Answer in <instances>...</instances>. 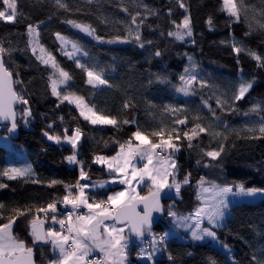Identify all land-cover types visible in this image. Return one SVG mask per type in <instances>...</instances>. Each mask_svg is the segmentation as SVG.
<instances>
[{"label": "trees", "instance_id": "obj_1", "mask_svg": "<svg viewBox=\"0 0 264 264\" xmlns=\"http://www.w3.org/2000/svg\"><path fill=\"white\" fill-rule=\"evenodd\" d=\"M183 2L187 12L179 7L177 0H62L67 9L60 8L56 0H17L19 15L16 22L0 21V47L10 52L4 57L6 65L20 81L17 92L26 91L28 94V105H22L18 113L24 107L31 110L27 123L19 115L13 133L8 131L9 127L1 130L2 136L12 143V151L0 146V170L27 167L32 172L30 177L15 180L0 176V183L7 185L0 188V204L4 205L0 209V224L16 216L13 209H31L25 215L16 216L14 234L33 248L36 264H49L56 258L50 243H33L30 221L35 215L44 218L43 213H36V208L61 200L66 194L64 185L76 184L81 167L89 176L88 180H81V184L92 185L109 178L106 167L94 162L95 156H114L119 151V143L127 141L138 127L146 134L160 127H176L183 132L200 123L222 134L213 138L208 133H201L193 139L192 148L187 146L188 141L183 137L177 142L180 150L175 154L178 169L175 180L181 184L187 176L190 184L182 188L180 198L165 200L167 216L153 230L157 237L170 230L166 219L171 206L177 215L184 217L198 209L197 190L201 179L224 187L243 185L245 189H264V135L259 132L264 110L250 112L256 102L264 101V67L258 66L248 54L250 50L264 58V29L257 23L264 24V0H244L247 11L241 12L239 21L220 10L222 0ZM4 8L0 0V10ZM137 12L140 13L138 22L144 21L139 28L143 48L133 38L135 31L132 35L128 32L131 16ZM185 15L190 17L193 35L183 41L168 36L169 31L176 30L172 21L180 23ZM209 18L211 27L207 23ZM68 20L90 25L103 40L127 37L130 42L124 46L98 45L66 23ZM29 24L38 26L40 43L72 76L66 91L83 96L102 114L116 117L118 121L134 120L135 123H121L119 130L111 125L95 127L84 120L72 104L60 103L51 94L49 75L53 70L41 64L32 53L27 33ZM56 33L76 41L88 53L85 65L102 72L108 81L106 87L99 89L86 82V73L76 66V62L61 54ZM233 44L245 51L237 54ZM156 51L161 55L156 56ZM193 66V74L212 72L232 80L250 71L256 82L243 100L226 111L211 100L207 86L194 83V94L191 95L176 91L181 84L180 75L185 74L184 69ZM157 77L166 82L161 83ZM126 102L130 105L128 108L124 107ZM246 112L249 115H245ZM185 117L187 124L173 123L177 118ZM251 120H257L258 125L251 124ZM76 128L83 133L77 152L82 165L68 162L66 157L74 150L62 143L65 129L71 136ZM249 128L255 130L250 132ZM45 132L61 136V142L50 141ZM221 144L224 150L217 159L204 155L205 151L219 149ZM19 153L27 158L29 165L19 160ZM33 180L38 182L33 183ZM52 180L63 183L50 187ZM112 190L92 189L89 194L97 200H106ZM148 191L145 186L140 192L146 196ZM57 208L58 216L67 210L62 203H57ZM50 216L45 221L46 230L52 224ZM214 231L220 243L238 253L242 264H264V200L237 206L234 228ZM134 248L129 255V264H150L138 261L136 254L141 248L137 245ZM155 261L156 264H210L211 261L227 264L207 243L190 238L179 240L178 237L167 239L163 254L156 256Z\"/></svg>", "mask_w": 264, "mask_h": 264}, {"label": "snow or ice", "instance_id": "obj_2", "mask_svg": "<svg viewBox=\"0 0 264 264\" xmlns=\"http://www.w3.org/2000/svg\"><path fill=\"white\" fill-rule=\"evenodd\" d=\"M5 6L4 10H0V21L16 22V18L19 15L17 10V0H2ZM179 7L187 12V7L183 0H177ZM56 4L60 8L67 9V5L62 3V0H56ZM127 11V9H124ZM225 12L229 17L235 18L239 21L241 18V12L247 11L244 6V0H222V6L220 9ZM171 12V10H169ZM264 15V14H262ZM140 13L137 12L131 16V23L128 26L129 35L135 31L134 40L138 43L139 47H144V42L141 40L139 33L140 25L143 24V19L137 20ZM66 23L70 24L73 28L78 29L80 32L92 37L100 42L116 43L130 42L127 37H116L111 40L104 41L102 37L96 35V30L90 25L77 23L73 20H68ZM175 25V31H169L168 36L174 37L176 40L183 41L185 37H191L193 35L191 20L188 15L183 17L180 23L172 21ZM208 25L212 26L211 18L207 21ZM259 27L264 29V24L257 22ZM132 26H135L133 28ZM251 28V25H249ZM27 33L30 37L29 44L31 50L36 59L41 64L50 67L53 71L49 75L51 94L63 103L67 101L69 104H75L79 109L80 116L84 120L88 121L92 125H111L117 130L120 129V125L135 123V121H129L127 119L118 121L116 117H110L102 114L96 110L95 105H89L83 96H78L75 93L66 91L69 86V82L72 80V76L68 71L60 66L56 57L48 51L39 42V30L38 26L29 24L27 26ZM248 33H246L247 35ZM57 40L60 41V50L64 55L70 59L74 58L76 52L82 51L81 46L76 41H70L67 37L56 33ZM71 43L72 52L66 51L65 47ZM147 43H151L148 41ZM233 50L239 54L245 49L238 47L236 44L232 45ZM39 52V54H37ZM10 55L8 49L0 47V122L9 121V132H14L17 128V106L28 105V100L25 96L17 92L14 85L20 83L18 80L13 79V74L6 66L5 55ZM85 56L87 52L83 53ZM248 54L252 56L258 62V66L264 67V58L255 52L248 50ZM156 56H160L161 52L156 51ZM191 57L189 60L191 61ZM76 66L81 68L87 75V83L96 87L98 85H107L108 81L103 78L102 72L96 71L94 68H89L82 64L79 59H76ZM194 66L185 68L184 73L180 75L179 79L181 84L176 88L177 92L184 95L194 94L193 85L197 82V76L193 74ZM157 79L164 83L165 79L157 77ZM65 86L62 90L60 86ZM200 86H207L205 82L200 81ZM253 82L241 81L238 86V90L233 94L232 100L239 101L244 98L245 94L252 88ZM228 103V100H221L217 98V105L223 107ZM207 105V101H204ZM59 106V105H58ZM130 105L126 102L125 108ZM261 110L260 105L256 104L250 109L252 113H258ZM172 111H180L173 109ZM249 115V112L244 113ZM19 115L27 123V118L31 116V110L28 107H24L19 111ZM62 119V118H61ZM194 119L199 120L200 117ZM217 119H219L217 117ZM187 118L174 120L175 125L187 124ZM51 127V125H49ZM254 128H249L248 131H254ZM259 132L264 135V117H261V123L259 124ZM201 133H208L211 137L216 138L222 134L211 130V126L203 127L200 123H195L194 126L188 130H179L176 127H160L153 130L150 133H145L137 128L131 134V137L124 143H119V151L114 156L106 157L97 155L94 158V162L97 164L106 165L108 172L111 175L110 181H101L95 185L81 184V180H88L89 176L84 171L83 167L80 169L79 180L75 185L65 184L66 194L59 201H53L47 204V206H41L36 208V213H43L44 218L41 219L39 215H35L30 221L31 236L33 243L43 242L50 243L55 254V259H52L49 264H127V248L128 240L125 234V229L131 234H134L137 238H143L147 233L152 237L150 241V247L152 252H146L145 249H141L140 255H146L148 260H152L155 251H158L157 244H163L165 242V235L157 237L152 233L153 213L161 212L162 205L160 204V193L165 188H175L177 194L179 193L181 184L175 180V174L177 164L175 160V154L180 150V145L177 143L181 140V137L188 141V147L192 148V141L198 138ZM49 140H54L56 143L61 142V136L49 135L44 133ZM83 133L80 128H76L71 136L67 135V129L63 140L69 143L74 150L71 155L66 157L70 164H81L82 162L77 159L76 149L81 140ZM133 141H136L134 143ZM223 145L221 144L219 149L205 151L204 155L215 160L223 152ZM201 151H204L201 149ZM167 153V155H165ZM199 163V161H197ZM32 175L30 168H5L0 170V176H6L9 180H15L18 178H27ZM169 177L172 178L169 183ZM33 183L38 181L33 180ZM119 183L126 187L122 191H117L107 196V199L97 200L95 197H90L86 192L89 187H101L103 188L106 183ZM135 182V183H134ZM150 182V183H147ZM57 183H63L60 181L52 180L49 182V186H53ZM183 183H188L187 176ZM201 189L207 193L213 191L215 195L212 197L215 203L211 206V210H206L201 207L195 212L196 224L191 231V239L194 241H202L205 238H210L212 241H217V234L213 230L214 227H220V222L224 219L225 210L228 208V202L224 199V195L232 192V188L223 187L220 188L217 185H213L212 188H204V181L201 179ZM146 185L149 189L148 195L141 196L137 191V186ZM7 187L6 184L0 183V188ZM239 193L243 195H254L258 192H264V189L250 188L245 189L243 185L238 186ZM73 188L75 191H73ZM216 197H219L217 200ZM91 201V202H90ZM57 203H62L65 208L70 206V210L66 213L57 215L58 208ZM142 205L143 210L138 211V206ZM4 207L0 204V209ZM85 209L86 211H81ZM31 209H13L16 216H22L30 212ZM49 214L53 225H59V230L55 227H49L45 230V221L48 219ZM168 215L175 217V213L169 210ZM16 216L8 219L7 223L0 224V264H34L33 261V248L26 245L24 240L19 239L13 232V225L15 223ZM62 217V218H61ZM206 217L209 225L212 228L201 227L202 220ZM192 216L184 218L185 220L191 219ZM119 225V227H118ZM189 227H192L189 225ZM227 249V245H224ZM93 252L100 253V258H92ZM171 259V257H169ZM210 264H215V261H211Z\"/></svg>", "mask_w": 264, "mask_h": 264}, {"label": "rangeland", "instance_id": "obj_3", "mask_svg": "<svg viewBox=\"0 0 264 264\" xmlns=\"http://www.w3.org/2000/svg\"><path fill=\"white\" fill-rule=\"evenodd\" d=\"M81 33L84 34L86 37L92 39L98 45H101V46H124V45H128V42L127 43H123V42H116V43L100 42V41H97V40L93 39L92 37L86 35L83 32H81ZM69 40L73 41L71 39H69ZM104 41H107V40H104ZM39 42H40V36H39ZM58 42L60 44L59 40H58ZM60 46H61V44H60ZM65 50L69 51V52L73 51L71 43L66 45ZM83 53H84L83 50L80 52H76L74 58L70 59L68 56L64 55L63 52L61 51V54L64 57H67L68 59H70L74 62L76 61V59H79L80 62L85 65V60L87 59V56H85ZM37 54H39V52H37ZM194 75L197 76V82H195V83L200 84V81H203L206 83V85L209 89L210 98L213 102L217 103V98H220L221 100H228V103L222 107L226 111L232 110L233 107L235 106V104L238 102V101H233L231 98H232L233 94L238 90L239 83L242 80L253 82V86L255 85V82H256L250 71H246L245 75L241 76L239 79H236V80L221 77V76H218L212 72H205L201 75H197V74H194ZM106 86L107 85H98V86H96V88L102 89ZM60 87L62 90L65 89V86H63V85ZM16 90H17V84H16ZM250 90L245 94L244 98L247 96V94L250 93ZM20 93H22L25 96V98L28 97V94L26 91H21ZM243 99H241V100H243ZM65 102H67V101H65ZM256 104H259L261 110H264V101H260V102L258 101V102H256ZM72 105L76 108L75 104H72ZM77 110L79 111V109H77ZM256 122H258V121L257 120H251V124H253L254 126L258 125ZM92 126L104 128V127L110 126V125H92ZM4 128L5 127H0V146H4L7 149H10V151H12V143L10 142V140L8 138H5L4 136H2L3 134L1 133V130ZM50 141H54V140H50ZM81 142H82V137H81V140L77 146V149L75 150L76 153L78 152V148L81 145ZM62 143L66 144L68 146H71L69 143H67L64 140ZM135 143H136V141H135ZM165 155H167V153H165ZM18 157H19V160L24 161V163L26 165H29L27 158L23 154L19 153ZM77 159L79 160L78 155H77ZM111 178L112 177L110 175L109 178H107L105 180H101V181H110ZM171 180H172V178L169 177V183H171ZM101 181L94 182V183H92V185L98 184V182H101ZM147 183H150V182H147ZM189 184H190V179L188 178V183H181V187H180L178 194H177L175 188H170V189L165 188L160 194H162L166 199L180 198V193H181L182 188L185 186H188ZM213 185H217L220 188L224 187V186H221L220 184L210 183V182H206V181H204L203 187L211 189ZM145 186L146 185L137 186V191L140 193L141 196H142V194H141L140 190L142 188H144ZM125 187H126L125 185L119 184L117 182V183H106L103 188L105 190H108V191L110 189H114L108 193V195H111L117 191H122ZM98 188H101V187H98V186L89 187L86 190L90 191L92 189H98ZM230 188H232V192L224 195V199L228 202V208L225 210L224 219L220 222L221 226L220 227H214L213 230L214 229H220V230H224V231H231L234 228L235 210H236L237 206L243 205V204H249V205L256 204V203L262 202V200H264V192H258L254 195L248 196V195L238 194L239 193V187H230ZM197 195H198V201L200 203L198 208L203 207L206 210H211V206L215 203V201L212 198L215 195V193L213 191H210L207 193L203 192L201 189V184H199V187L197 190ZM216 199L218 200L219 197H216ZM171 211L176 214V212L174 211L172 206H171ZM195 212L193 214H191L192 218L187 219V220H185L184 218L189 217L190 215H188L186 217L179 216L177 214L175 215V217L168 215V218L166 219V221L168 222V224L170 226V230L166 231L167 236L165 238L171 239V238L178 237L179 240L184 239V238H190L191 239V231L193 230V228L195 227V224H196V218L194 215ZM189 225H191L192 227H189ZM50 227H55L57 230H59V225L51 224ZM118 227H119V225H118ZM201 227L212 228L213 226L209 225V223L205 217L202 220ZM13 232H14V225H13ZM152 233H153V231H152ZM125 234L127 236L128 246L137 245L141 249H145V251H152L151 247L150 248L148 247L149 249L147 250V243L152 240V237L149 236L147 233L145 234V236L143 238H137L136 236H131L128 229H125ZM196 242L207 243L212 248L213 252L216 253V255H218L227 264H242V260H241L240 256L238 255V253L236 251L228 248V247L226 249L225 247H223L225 244L220 243L218 240L212 241L210 238H205V240L196 241ZM160 245L161 244L158 243L156 246L158 249V252H159L157 254V256L163 254V251H160ZM96 253H98V252H96ZM127 253H128L127 264H129L130 263V258H129L130 252H127ZM93 256L94 255L89 257V259H92ZM145 259L148 260L147 257H145ZM150 264H156L154 256H153L152 260H150Z\"/></svg>", "mask_w": 264, "mask_h": 264}, {"label": "water", "instance_id": "obj_4", "mask_svg": "<svg viewBox=\"0 0 264 264\" xmlns=\"http://www.w3.org/2000/svg\"><path fill=\"white\" fill-rule=\"evenodd\" d=\"M5 63H6V61H5ZM13 79L16 80L15 77H14V75H13ZM14 88L16 90V84L14 85ZM21 107H22V105H18L17 106V112H18V110ZM18 122H19V113H18V116H17V125H18ZM10 126L11 125H10V122L9 121H2V122H0V127H5L6 128V127H10ZM165 200H166V198L162 194H160V204L162 205V209L163 210L161 212H154L153 213L152 231L161 222V220L164 219L166 217V215H167V208H166V206L164 204ZM137 210L138 211H142L143 210V206L142 205L138 206V209ZM44 227H45V230H46V226L45 225H44ZM130 235L131 236H135L134 234H131V233H130ZM39 243H41V242H39ZM33 261H34V264H36V260H35V257L34 256H33Z\"/></svg>", "mask_w": 264, "mask_h": 264}, {"label": "built area", "instance_id": "obj_5", "mask_svg": "<svg viewBox=\"0 0 264 264\" xmlns=\"http://www.w3.org/2000/svg\"><path fill=\"white\" fill-rule=\"evenodd\" d=\"M70 208H67V210L65 211V213L67 211H69ZM81 211H86L85 209H81ZM166 243H167V239L165 238V242L163 244L160 245V251H163L165 246H166ZM150 241L147 243V250L150 248ZM149 247V248H148ZM135 250L134 246H128L127 248V252H130L132 253L133 251ZM140 252H141V249H138V253L136 254V258L138 261L142 262V263H147L148 260L145 259V255H140ZM93 258H100V254L99 253H96L94 254Z\"/></svg>", "mask_w": 264, "mask_h": 264}, {"label": "crops", "instance_id": "obj_6", "mask_svg": "<svg viewBox=\"0 0 264 264\" xmlns=\"http://www.w3.org/2000/svg\"><path fill=\"white\" fill-rule=\"evenodd\" d=\"M9 151H10V149H8ZM100 166H105L106 167V165H102V164H99ZM106 169H107V167H106ZM98 189H102V190H104V191H107V190H105L104 188H98ZM143 189V188H142ZM141 191V190H140ZM86 192L88 193V195L90 196V194H89V190L87 191L86 190ZM107 199V198H106ZM91 202V201H90ZM68 208H70V206L68 207ZM146 252H152V251H146ZM159 252L158 251H155V253L153 254V256L154 257H156L157 256V254H158ZM94 254H96V252H93V254L92 255H94ZM146 256V255H145ZM218 256V255H217ZM148 263H150V260H148Z\"/></svg>", "mask_w": 264, "mask_h": 264}, {"label": "bare ground", "instance_id": "obj_7", "mask_svg": "<svg viewBox=\"0 0 264 264\" xmlns=\"http://www.w3.org/2000/svg\"><path fill=\"white\" fill-rule=\"evenodd\" d=\"M17 91V90H16Z\"/></svg>", "mask_w": 264, "mask_h": 264}]
</instances>
